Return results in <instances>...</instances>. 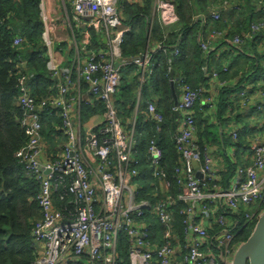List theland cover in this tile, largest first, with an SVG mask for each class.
I'll use <instances>...</instances> for the list:
<instances>
[{"label": "built area", "instance_id": "obj_1", "mask_svg": "<svg viewBox=\"0 0 264 264\" xmlns=\"http://www.w3.org/2000/svg\"><path fill=\"white\" fill-rule=\"evenodd\" d=\"M63 3L65 10L69 13L71 6L74 14L72 21L66 12L64 20L74 35L73 67L61 68L53 52L50 16L46 0H40L45 24L42 35L49 57L46 65L54 92L41 98L33 95L30 74L22 73L18 82L20 123L27 140L16 157L25 174L40 187L37 201L41 218L33 230L37 249L34 264H227L238 244L237 236L264 209V142H252L254 157L250 163L240 164L232 158L233 175L225 178L224 171L215 168L211 155L202 150L197 136L194 108L204 89L193 87L181 76L173 79L181 90L174 111L183 113L184 120L175 137L178 164L173 173L168 171L164 149L155 135L149 140L144 160L136 130L141 103H137L134 116L124 121L116 94L122 84V66L138 64L143 68L139 79L144 82L151 59L147 54L144 60L142 56L124 58V34L130 29L124 27L120 0ZM155 13L164 26L179 20L175 0H156ZM212 18L220 21L221 12H213ZM75 26L82 28L81 39L73 30ZM93 29L107 40L103 49L93 47ZM248 29L246 40L264 29V22H253ZM224 37V31L212 29L202 41L203 50L209 52ZM245 39L236 35L233 45L242 46ZM22 42L21 36L14 40L15 45ZM174 55H179L178 49ZM223 71H229L228 64ZM212 77L219 78V72L214 71ZM81 80L89 84L106 110L100 136L90 135L85 141L82 105H90L91 101L85 100L77 87ZM259 94L264 99V87ZM52 109L58 110L57 116L62 119L61 133L55 139L60 144L45 158L43 114L53 117ZM147 116L149 121L164 123V114L155 100L147 102ZM231 136L229 152L235 154L238 131ZM196 164H202V178L197 175ZM143 165L151 170L150 198L140 197L146 178ZM179 203L181 221L176 216ZM154 222L158 224L154 226ZM211 229L215 233L212 236ZM120 241L128 249L122 256Z\"/></svg>", "mask_w": 264, "mask_h": 264}, {"label": "trees", "instance_id": "obj_2", "mask_svg": "<svg viewBox=\"0 0 264 264\" xmlns=\"http://www.w3.org/2000/svg\"><path fill=\"white\" fill-rule=\"evenodd\" d=\"M242 2L238 0V3ZM39 3L40 0H0V264H34L37 256L33 230L41 218L37 201L40 187L34 179L25 174L24 167L16 157V152L27 140L20 123L22 111L19 103L18 82L21 74L31 75L33 95L38 98L47 96L51 90L54 92L52 87L54 83L46 65L49 58L48 48L43 40L45 24L40 15ZM212 3L213 0H175L178 22L169 26L157 23L151 30V40L160 42L165 50H159L151 58V63L155 57L158 59L153 69L152 84L155 95L160 100L164 123L159 130L158 123L138 118L139 124L136 130L140 139V153L144 160L146 159L145 149L150 138L154 135L158 138L161 134L159 144L164 149L165 166L170 173H173L179 159L176 144L171 138L176 131L177 123L172 80L175 78L173 76L177 69L183 71L182 76L193 87L199 86L200 83L203 85L207 80L205 68H208L207 60L210 53H205L202 48V41L207 36L205 37L204 30L198 29L199 25L195 23L194 18L198 11L205 10ZM127 14L129 21L135 19L133 28L124 34L123 56L130 60L140 56V53L146 50L145 42L148 32L146 21L150 9L148 7L134 8ZM142 24L145 27L140 31ZM17 36L23 39L20 45L14 44ZM229 44L234 52L239 51L238 46H234L233 42ZM177 48L180 50L179 57L174 55ZM252 68L256 69V59L253 61ZM216 71L219 72L221 79L223 74L229 72H224L222 68ZM141 74L138 64L129 63L122 66V84L116 94V105L124 121L128 120L127 117L130 118L135 107L136 91L141 87L143 92L148 85L146 80L140 81ZM175 88L179 93L177 82H175ZM148 90L146 88L149 95ZM125 114L127 117L124 116ZM52 123L55 124L51 126L55 128L52 133L59 135L61 117L56 116ZM52 123L48 124V128ZM144 124H147L148 128L144 127ZM46 129L45 125L44 133L47 135ZM146 168L142 167L144 173ZM233 168L234 166L231 165L229 171L224 172L227 179L233 173ZM148 191L149 185L143 182L140 197L147 196ZM181 207L179 203L176 211L179 221H181L179 215ZM178 226H180L179 222ZM247 230L245 228L237 236V243L248 239L252 232L248 234ZM124 257L126 261H129L127 254H124Z\"/></svg>", "mask_w": 264, "mask_h": 264}, {"label": "crops", "instance_id": "obj_3", "mask_svg": "<svg viewBox=\"0 0 264 264\" xmlns=\"http://www.w3.org/2000/svg\"><path fill=\"white\" fill-rule=\"evenodd\" d=\"M122 1L127 4L126 6L122 5V13L124 15L123 10H125V16H128L127 13L134 8L148 7L150 9V14L146 21L148 22V25H146V27H148L145 42L146 50L140 53V56L147 54V58L151 59L159 50L165 51L160 42L157 43L154 39L151 40L152 27L157 23L163 26L157 15L154 20L152 18L155 11L156 0ZM239 1L243 2L238 3V0H213V3L207 6L205 10L201 9L198 11V14H196L194 18L195 23L199 25L198 29L200 31L204 30L205 37L208 36L215 27H217L218 30L224 31L225 34V37L221 38L214 48L209 50L210 56H208L207 60L208 68H205L207 80L203 85H200L202 83L199 84V86L203 87L204 94L194 108L197 136L200 140L201 148L211 155L214 160L215 168L225 173L228 172L231 165L234 164L232 158L237 159V162L240 164H248L251 162V156L254 157L251 144L254 140L264 142V99H262L259 94V90L264 87V29L249 37L247 40L245 39L249 33L248 28L253 22H264V0ZM260 1L263 3H260ZM225 2L227 3L225 4ZM46 4L51 21L53 52L60 60L61 68L64 70L71 69L74 61V50L72 48L74 35L69 25L64 22L66 12L68 13V11L64 8L63 0H46ZM215 11L221 12L222 19L220 21H215L212 18V13ZM73 16L74 14L70 6L68 17L72 21ZM134 22L135 19L129 21L128 17L124 18V27L131 30L134 26ZM144 27L145 26L142 24L140 31ZM81 29L82 28L79 29L76 26L73 27V30L78 32V39H81V34L79 32ZM97 31L96 29L92 30V45L96 49H103L107 40L105 37L102 38L101 35H98ZM236 35H242L245 39V43L238 47L239 51L234 52L229 43L233 42V36ZM179 56L180 54L178 57ZM254 59H256V69H251ZM152 60L154 61L152 63L150 62V65L144 71L145 80L148 84L146 86L147 90L149 87V95L147 94L146 88L143 90L144 93L141 87L138 88L136 91L137 101L134 105L135 107H133L131 116H129L130 118H128L126 114L124 115L128 120L134 116L138 102L141 103V105H139V118H143L144 121L150 120L147 116V102L149 100H155V102L158 103V107H160V100L155 95L152 84L154 82V78L152 77L153 69L158 59L155 57ZM227 64L229 65V72L222 75L225 80H222L223 78L221 79V77H212L214 71L220 70L221 68L223 69ZM140 70L143 72V68L140 67ZM182 75L183 71L177 69L173 77L177 80ZM222 82H225V84L222 85ZM78 86L83 98L91 101L90 105H82V133L85 141L90 135L100 136L104 125L106 110L103 103L94 96L88 83L81 80L77 87ZM77 87L74 89V92L77 91ZM178 92L180 98V88ZM54 114L53 117H50L47 112L43 114L44 126H47V135L45 134L47 141L45 158H47L51 149L55 148V141H57L55 140L57 137L56 133H52L55 131V128L51 126L54 124L52 120L59 114V111L55 110ZM176 118V131L171 135L174 142L177 131L184 122L183 113ZM49 123H52L50 128H48ZM127 123L126 127L129 130V121ZM145 126L148 128L147 124H144V127ZM234 130L238 131L239 145L237 146L235 154H232L229 152L231 150L229 147L233 141L231 135ZM150 134H148V136ZM160 136L158 137L159 142ZM147 147L145 149L146 156L148 153ZM142 167L145 168L144 165ZM201 168L202 164H196L197 175L200 178L203 177V174L200 172ZM145 174L146 178L144 183H151V170L146 168ZM159 187L164 189L162 184H159ZM148 193L149 191L147 192V196L144 197L150 198ZM173 195L175 197V193H173ZM156 224H158V222H154V226H156ZM214 228H217V226ZM214 234H212L211 229L210 236Z\"/></svg>", "mask_w": 264, "mask_h": 264}, {"label": "water", "instance_id": "obj_4", "mask_svg": "<svg viewBox=\"0 0 264 264\" xmlns=\"http://www.w3.org/2000/svg\"><path fill=\"white\" fill-rule=\"evenodd\" d=\"M145 57L146 55L143 54L142 59L144 60ZM172 88L174 104L176 106L179 102V95L176 91L174 80H172ZM175 115L179 117L180 112L176 111ZM158 125L161 129L163 122H159ZM227 264H264V211L257 219L248 239L236 245L234 254Z\"/></svg>", "mask_w": 264, "mask_h": 264}, {"label": "rangeland", "instance_id": "obj_5", "mask_svg": "<svg viewBox=\"0 0 264 264\" xmlns=\"http://www.w3.org/2000/svg\"><path fill=\"white\" fill-rule=\"evenodd\" d=\"M122 5L125 6V3H123V1L120 0V6L122 7ZM123 12H124V15H123L124 18H127V16H125V10H123ZM156 15L157 14L154 11V15H152L153 20L156 18ZM150 22H151V19H150ZM58 143L60 144V141H55V147H57L59 145ZM263 211H264V209H263ZM256 222H257V220H255L253 223L250 224V226L247 228L248 230L246 231V233L249 234V233H251L253 231ZM124 250L127 251L128 249H127L126 245L123 242L120 241V243H119V252H120L121 256L123 255V251Z\"/></svg>", "mask_w": 264, "mask_h": 264}]
</instances>
